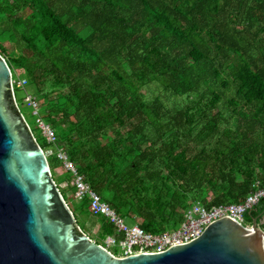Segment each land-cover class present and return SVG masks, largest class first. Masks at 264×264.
Wrapping results in <instances>:
<instances>
[{"label":"trees","instance_id":"1","mask_svg":"<svg viewBox=\"0 0 264 264\" xmlns=\"http://www.w3.org/2000/svg\"><path fill=\"white\" fill-rule=\"evenodd\" d=\"M0 54L76 218L90 197L58 151L152 233L264 187V0H0ZM244 216L261 223L264 197Z\"/></svg>","mask_w":264,"mask_h":264},{"label":"water","instance_id":"2","mask_svg":"<svg viewBox=\"0 0 264 264\" xmlns=\"http://www.w3.org/2000/svg\"><path fill=\"white\" fill-rule=\"evenodd\" d=\"M261 223L223 215L165 250L114 255L80 227L0 55V264H264Z\"/></svg>","mask_w":264,"mask_h":264},{"label":"built area","instance_id":"3","mask_svg":"<svg viewBox=\"0 0 264 264\" xmlns=\"http://www.w3.org/2000/svg\"><path fill=\"white\" fill-rule=\"evenodd\" d=\"M23 82L25 80L17 83L23 84ZM14 83L15 80L13 79V87ZM26 100L35 108V113H37V102L33 101L30 95H27ZM39 122L46 138L49 141H54L56 137L53 129L41 120ZM59 157L63 160L65 167L76 174L74 179L76 187L75 198L82 199L85 195H88L90 197L89 212L95 216H105L115 226L117 234L107 235L101 244L119 257L127 256L132 252L165 250L174 243L189 241L198 237L207 224L223 215L235 217L244 224H250L245 220V212L264 197V187H262L252 191L243 201L237 203L221 204L211 208L194 203L185 211L184 219L178 228L169 229L161 233H152L145 231L139 224L128 225L124 218L108 202L104 201L84 178L77 173L74 163L70 161L65 153L60 152ZM66 185V182L60 184L63 187ZM113 245H117L121 249V253L113 252L111 250Z\"/></svg>","mask_w":264,"mask_h":264},{"label":"rangeland","instance_id":"4","mask_svg":"<svg viewBox=\"0 0 264 264\" xmlns=\"http://www.w3.org/2000/svg\"><path fill=\"white\" fill-rule=\"evenodd\" d=\"M6 46L8 47V51H12L13 50V45H10L8 42H6ZM21 70H17V74H21L22 72H20ZM25 82H23L24 84ZM28 94L25 95V101H20L19 102L21 103V109L23 110L24 114H25V117L31 121L33 119V117L28 113V109H27V106L29 104H27V100H26V97H27ZM18 102L19 106H20V103ZM35 112V110H34ZM39 126H40V123H39ZM41 127V126H40ZM44 134V133H43ZM61 151H58V154L60 153ZM47 154H52V151L51 150H48L47 151ZM59 173H61V169L58 168L56 169V173H54V175L56 177H59ZM73 198V194L70 193L69 196H68V199L70 202H72V199ZM125 222L128 224V225H135V224H139V220L137 218V216L135 215H128V216H123ZM77 221L78 223L80 224V226L82 227V230L84 232H86L92 239H94L95 241H99V242H103V240H101L98 236V231L100 229V224H101V221H99V218L95 215H92V214H77ZM101 242V243H102ZM111 250L117 254L121 253V249L117 246V245H113L111 246Z\"/></svg>","mask_w":264,"mask_h":264},{"label":"crops","instance_id":"5","mask_svg":"<svg viewBox=\"0 0 264 264\" xmlns=\"http://www.w3.org/2000/svg\"><path fill=\"white\" fill-rule=\"evenodd\" d=\"M260 223V222H259Z\"/></svg>","mask_w":264,"mask_h":264}]
</instances>
